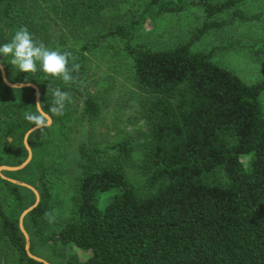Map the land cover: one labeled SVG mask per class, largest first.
Masks as SVG:
<instances>
[{"label":"trees","instance_id":"trees-1","mask_svg":"<svg viewBox=\"0 0 264 264\" xmlns=\"http://www.w3.org/2000/svg\"><path fill=\"white\" fill-rule=\"evenodd\" d=\"M30 1L0 0L3 36L27 27L48 48L70 51L69 68L81 67L68 84L43 71L17 70L18 77L37 86L48 106L51 87L68 91L65 110L76 101L78 117L96 121L102 107L86 79L88 58L103 41H121L135 121L142 123L133 135L120 131L109 147L81 142L58 202L49 170L39 164L40 202L23 221L31 241L90 252L84 261L69 252L65 264H264V80L248 84L212 60L216 52L242 50L264 65L262 13L248 11L249 0H148L136 18L122 12L129 0ZM189 4L187 42L131 43L142 23ZM244 28L253 31L249 39L232 35ZM204 36L219 44L192 50ZM10 90L0 79V137L11 139L4 137L0 150L7 158L19 141L15 130L29 127ZM29 195L0 177V264H42L27 256L18 227Z\"/></svg>","mask_w":264,"mask_h":264},{"label":"rangeland","instance_id":"rangeland-1","mask_svg":"<svg viewBox=\"0 0 264 264\" xmlns=\"http://www.w3.org/2000/svg\"><path fill=\"white\" fill-rule=\"evenodd\" d=\"M36 2L37 0L30 1L32 5L34 3V6H36ZM147 2L148 0H129L122 12L126 15V18H136L142 13ZM43 4L44 0L42 1ZM246 6L251 13L261 12L262 18H264V0H249ZM192 11L189 4L186 11L180 14H168L159 17L155 21L142 23L134 33L131 43L164 48L177 45L180 42H187L190 37L191 23L194 16ZM44 21L47 20L43 16L42 22ZM254 30H256V33H258V30L261 32L260 28H255ZM252 32V29L246 30L244 28L232 35L236 34L237 38L247 39V36ZM14 34V32H11L5 37L0 30V46L10 42ZM5 38L7 39L5 40ZM217 44L219 43L214 41L212 37L204 36L192 46V50L207 53ZM122 45V42L118 40H105L100 48H97L88 58L86 79L92 93L98 98L102 107L99 119L93 122L80 119L78 117L80 107H78L76 101L64 111L62 116L50 113V126L43 129L42 132H33L28 138V145L32 153L30 162L19 171H0L1 175L30 185L39 193L38 166L43 164L49 170L48 176L52 181L50 184L51 188L57 192L56 198L53 197L52 200L58 202L60 197L68 191L65 181H63L64 172L74 166L77 159V147L81 142L92 140L98 145L109 147L120 131L133 135L137 128L142 127L141 121H135L137 116L135 92L126 75L129 60L125 58ZM212 60L232 70L241 80L248 84L264 80V65L250 61L242 50H231L226 53L216 52L212 56ZM0 64L9 83L16 85L28 83L18 77L16 73L18 69L11 64V57L4 58L0 55ZM10 89L7 95L15 100L16 104H23L21 107L22 116L25 111L35 110V91L33 88ZM41 98L42 95L40 94V102ZM260 103L264 112V92L260 96ZM42 104L47 110L49 106L46 103ZM28 126L26 127L28 128L27 131L34 125L29 122ZM15 131L19 134V141L16 143V148L12 155L8 158L0 150V167H16L21 165L27 158V151L23 145V137L27 131L22 132L20 128ZM4 137H0V146ZM5 139L11 140L9 137H5ZM32 195H29L27 199V208L35 203L33 192ZM53 207L56 212L60 211V208L54 206V202ZM52 231L53 229H48L47 232L51 233ZM29 243L31 254L50 264H65V259L69 252H73L81 261L86 260L90 256V252L80 251L74 246L62 251V246L58 243L55 245L52 243L43 245L38 239L34 238L31 241L30 237ZM61 253L64 254L63 258L58 256Z\"/></svg>","mask_w":264,"mask_h":264},{"label":"clouds","instance_id":"clouds-1","mask_svg":"<svg viewBox=\"0 0 264 264\" xmlns=\"http://www.w3.org/2000/svg\"><path fill=\"white\" fill-rule=\"evenodd\" d=\"M0 55L4 58L10 56L11 64L19 72L35 74L38 71H43L66 84L75 80L73 72L78 73L81 67L79 63L73 62L69 68L70 60L74 59L70 51L61 52L48 48L43 42L34 38L27 27L19 28L10 42L0 46ZM38 95L35 110L25 111L23 118L35 126L31 131L42 132L51 124L50 113L56 116L64 114L66 103L71 102V95L59 86L51 87L52 104L47 110H45L44 104L39 101Z\"/></svg>","mask_w":264,"mask_h":264},{"label":"water","instance_id":"water-1","mask_svg":"<svg viewBox=\"0 0 264 264\" xmlns=\"http://www.w3.org/2000/svg\"><path fill=\"white\" fill-rule=\"evenodd\" d=\"M0 73H1V79H2L3 83L7 87H9V88H25V87L33 88L34 91H35V103H36V100H37V94H39L38 98H39V101H40V93H39V89L37 88V86H35L32 83H26V84H20V85L9 83L7 81V79H6V74H5V71H4V69H3L1 64H0ZM33 127H35V126H33ZM32 128H30L25 133V135L23 137V145H24V147H25V149L27 151L26 160L21 165L16 166V167L2 166V167H0V171H19V170L23 169L30 162L32 153H31V149H30V147L28 145V138L33 132H35V131H31ZM0 177L2 179H4V180L9 181L12 184H16L18 186H23L25 188H28L29 190H31L33 192V194L35 196V203L32 206H30L29 208L25 209L21 213V215L19 217V220H18V227H19V230H20V232L22 233V235L24 236V239H25V252H26L27 256L29 258L39 262V263L50 264V263L46 262L45 260H43L41 258H38V257L34 256L33 254H31L30 247H29L30 246L29 237H28V234H27V232H26V230L24 229V226H23V220H24L25 216L28 213H30L38 205V203L40 202V195H39L38 191L35 188H33L32 186H30V185H27V184L20 183V182H17L15 180L9 179V178L1 175V173H0Z\"/></svg>","mask_w":264,"mask_h":264}]
</instances>
